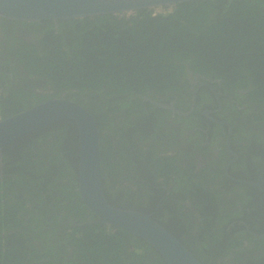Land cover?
<instances>
[{
    "label": "flooded vegetation",
    "instance_id": "flooded-vegetation-1",
    "mask_svg": "<svg viewBox=\"0 0 264 264\" xmlns=\"http://www.w3.org/2000/svg\"><path fill=\"white\" fill-rule=\"evenodd\" d=\"M37 24L0 19V119L54 99L79 102L97 115L111 100L108 88L77 86L70 72L62 71L65 65L50 62L58 43L62 52L73 53L74 30L68 22ZM51 29L56 35L47 37ZM182 66L174 82L179 90L142 95L140 110H104L112 119L107 127L102 122L101 133L106 199L115 208L151 215L205 264H244L255 245L260 257L252 264H264V120H253L264 109L254 101V84L232 88L230 78L211 69L195 71L191 62ZM55 139L62 149L68 145L61 157L67 158L69 174L78 177L73 196L57 184L47 191L12 189L22 175L11 172L6 178L5 165L27 157L31 163H55ZM158 164L165 165L164 174ZM79 173L76 127L36 131L0 151V181L10 183L0 192V246L7 247L6 238L18 233L21 244L31 243L35 257L45 262L163 264L144 240L98 221L81 197ZM36 175L44 184L56 177L45 170ZM7 201L25 203L18 206L23 225L10 231L6 221L3 227Z\"/></svg>",
    "mask_w": 264,
    "mask_h": 264
},
{
    "label": "trees",
    "instance_id": "trees-1",
    "mask_svg": "<svg viewBox=\"0 0 264 264\" xmlns=\"http://www.w3.org/2000/svg\"><path fill=\"white\" fill-rule=\"evenodd\" d=\"M159 11L162 13H158ZM60 22H68L74 30V50L72 54L62 52V45L58 43L50 62L53 65H65L62 71H69L71 80L77 86L92 84L95 89L107 87L110 91L111 100L100 105L98 114L91 111L96 117L100 133L104 128L103 123L106 126L107 120H112L111 116L108 119L104 116L106 108L113 113L120 109L140 110L143 107L142 95L155 97L166 91L179 90L180 87L174 82L181 78L184 70L182 64L185 62H191L195 71L211 69V73L230 78L232 88H246L249 83L254 84L255 90L251 92L254 101L264 109V0L193 1L130 15H104ZM52 23L35 24L53 27ZM48 34L47 37L56 35V31L51 29ZM257 118L264 120V113L253 120ZM52 127L76 126L72 121H64L39 131ZM59 142L60 140L55 139L51 150L55 163H31L27 157L21 159L19 164H6V178L9 179L11 172L22 175L19 183L12 189L19 191L34 188L36 192L39 189L47 191L49 185L57 184L61 186L64 195L73 196L72 191L78 177L74 178V173L69 174L67 158L61 157V154L68 153L67 148L62 149ZM101 149L103 157L102 145ZM157 167L160 173H165L164 164H158ZM28 170L31 171L27 173ZM43 170L56 177L44 184L45 178L36 175ZM8 181H0V192L7 191L10 185ZM21 204L25 205L24 202H6L5 221L6 227H10L9 231L24 223L18 217V206ZM7 217L12 222L7 223ZM0 219L2 221V217ZM74 231L76 232L75 229ZM126 234L145 243L130 233ZM11 236L6 238L7 247L0 246V252L2 247L10 248L12 257H0V264H61V260L45 262L44 257H35L31 243L21 244L22 236L18 233ZM95 239L99 243V236ZM235 241L242 243L239 239ZM26 243L28 245L24 248ZM27 248L29 251L26 252ZM250 249L251 255L244 257V264H252L254 257H260L255 255L258 246ZM23 252L30 257H20ZM160 259L165 264L162 257Z\"/></svg>",
    "mask_w": 264,
    "mask_h": 264
},
{
    "label": "water",
    "instance_id": "water-1",
    "mask_svg": "<svg viewBox=\"0 0 264 264\" xmlns=\"http://www.w3.org/2000/svg\"><path fill=\"white\" fill-rule=\"evenodd\" d=\"M193 1L204 0H0V19L58 23L161 10ZM64 121H72L77 127L80 138V194L98 221L144 240L166 264H203L151 215L118 209L108 203L102 181L101 133L96 117L79 103L54 99L0 119V151L25 136Z\"/></svg>",
    "mask_w": 264,
    "mask_h": 264
},
{
    "label": "rangeland",
    "instance_id": "rangeland-1",
    "mask_svg": "<svg viewBox=\"0 0 264 264\" xmlns=\"http://www.w3.org/2000/svg\"><path fill=\"white\" fill-rule=\"evenodd\" d=\"M68 147V145L66 146V148ZM7 219H8V221H7V223H10V222H12V220L9 218V217H7ZM3 227H5V220L3 221ZM11 249L10 248H4V250H3V252L2 253H5L2 257H12V254H11ZM1 257V256H0Z\"/></svg>",
    "mask_w": 264,
    "mask_h": 264
},
{
    "label": "built area",
    "instance_id": "built-area-1",
    "mask_svg": "<svg viewBox=\"0 0 264 264\" xmlns=\"http://www.w3.org/2000/svg\"><path fill=\"white\" fill-rule=\"evenodd\" d=\"M158 13H162L161 11H159Z\"/></svg>",
    "mask_w": 264,
    "mask_h": 264
},
{
    "label": "bare ground",
    "instance_id": "bare-ground-1",
    "mask_svg": "<svg viewBox=\"0 0 264 264\" xmlns=\"http://www.w3.org/2000/svg\"><path fill=\"white\" fill-rule=\"evenodd\" d=\"M163 259V258H162ZM163 261H164V259H163ZM165 262V261H164Z\"/></svg>",
    "mask_w": 264,
    "mask_h": 264
}]
</instances>
